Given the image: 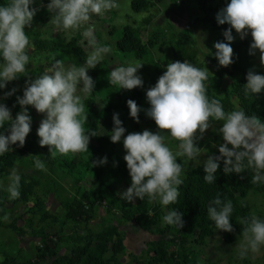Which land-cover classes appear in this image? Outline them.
Wrapping results in <instances>:
<instances>
[{
	"label": "clouds",
	"instance_id": "9594fccd",
	"mask_svg": "<svg viewBox=\"0 0 264 264\" xmlns=\"http://www.w3.org/2000/svg\"><path fill=\"white\" fill-rule=\"evenodd\" d=\"M36 0H7L0 5V89L8 82L21 76L27 77L23 96H17L21 111L13 118L11 110L0 103V129L7 125L8 134L0 133V155L13 149V145L24 147L26 138L32 130V117L29 107L43 115L37 129L41 147L47 146L53 158L57 154L85 153L89 150L90 139L97 133L86 131L88 115L81 94L87 96L93 92L96 81L89 75V69L97 68L112 48L98 44L94 36V26L90 25L92 17L103 16L113 9H119L117 0H50L47 10L52 14L51 22L64 31L79 32L88 41L92 51L88 54L85 65L66 66L56 60L42 75L33 76L28 72L30 64L29 51L31 41L26 28H32L39 8L34 7ZM41 0V7H43ZM218 24L230 25L223 33L228 41L214 43L215 58L219 66L229 67L235 61L232 42L235 40L233 29L241 39L249 33L252 37L250 54L259 53V61L264 66V0H230L226 7L216 14ZM87 26V27H86ZM144 63L128 62L127 66L114 67L108 75L110 85L118 90H133L144 87V80L139 74ZM244 85L245 95L260 94L264 91V75L250 69ZM209 79L207 69L195 67L188 61L176 60L166 65V71L158 78L154 86L146 91L150 107L142 109L135 100L129 99L127 105L130 116L140 121V112L153 119L157 131L145 129L142 132H128L123 126L119 113L113 114L114 127L110 138L113 143L123 142L126 151L124 160L131 177V185L122 191L121 199L134 202L136 198L153 204L157 201L163 206L178 202L179 186L183 183L184 162L196 161L202 149L199 141L214 122H223L218 132L222 134L223 143L218 145L219 155H207L204 161V180L212 184L223 161V172L242 174L251 171V183L264 182V122L255 114L247 115L243 110L226 112L219 99L209 98L206 81ZM17 89L4 93V98L12 96ZM178 141L177 151H173L166 141L169 137ZM231 145V147H229ZM186 158V159H185ZM93 167L107 163V156L93 160ZM35 168L46 171V166L39 158ZM243 179V176H241ZM9 199L20 197V176L12 172L7 186ZM234 207L231 200L227 202L217 194L208 206L207 213L216 229L234 232L231 215ZM151 215V209L148 213ZM7 219V217H5ZM167 225L183 228V213L177 209L163 216ZM238 223L243 226L244 243L240 245V257L249 251L255 254L264 246V220L255 213L241 218Z\"/></svg>",
	"mask_w": 264,
	"mask_h": 264
},
{
	"label": "rangeland",
	"instance_id": "374dc122",
	"mask_svg": "<svg viewBox=\"0 0 264 264\" xmlns=\"http://www.w3.org/2000/svg\"><path fill=\"white\" fill-rule=\"evenodd\" d=\"M130 1L117 0L119 9H113L102 17L94 15L90 21V25L94 26V36L98 44L110 46L112 52L104 56L107 64L99 73L93 74L89 70V75L96 81V86L91 94L87 96L81 94L86 113L90 109L101 110L102 100L108 94H113L115 97L125 96L122 102H117L111 117L102 119L99 124V133L107 138L110 161L93 167L90 157L95 154L97 148L94 137L90 139L87 152L69 154V156L57 154L53 158L47 146H40V137L37 135V129L44 117L34 107H29L32 130L26 138L24 147H19L18 144L13 145V148H21L23 154L18 156L11 166L3 164L0 167V220L3 222V225H0V263L4 257H7L11 264H54L59 257L68 254L69 248L74 243L71 239L74 232L96 233L105 226L113 224L117 225L119 235L127 246L128 252L126 255H117L110 264H163L153 257L151 250L154 249L157 241L163 240L169 243L177 236L175 226L165 224L163 218H159L156 223L146 227H140L127 219L125 215L127 208L133 202L122 200L120 193L130 187L131 179L114 174L117 166L125 161L126 151L122 140L119 143L111 141L110 133L114 127L113 114L119 113L123 126L127 130L125 135L128 132H142L145 129L157 131L155 121L147 117L144 111L140 112L144 120L137 123L130 116L127 101L132 99L142 109L149 108L146 91L155 85L160 76L155 67L165 72L168 63L176 60L183 62L190 52L195 53L198 68L207 69L210 77L218 78L219 73H224L214 55L216 52L214 43L220 36V32L204 20L206 14L202 5L203 0H147L148 5L139 12L131 9ZM220 1L225 4L230 2V0H209L206 6H215ZM49 2L42 0L44 6L41 7V0H36L33 6L39 8V11L34 18L32 28H26L31 41V49L28 53L31 62L28 65V72L33 78L42 75L56 60L63 61L66 66H85L66 45L69 38H74L87 56L92 51L87 39L82 35L83 29L79 32L64 31L51 22L52 14L46 7ZM125 25H130L133 33L143 43L153 42L149 58L138 60L117 50L116 34ZM234 37L235 40L232 42L234 51L250 47L252 42L250 33L245 41L238 40L235 34ZM136 61L144 63L143 68L139 70L144 80L141 97L128 95L126 90H118L117 87L110 85L108 80V75L114 67L127 66L128 62ZM253 69L264 74V66L260 64L258 52ZM230 82L229 78H224L222 86L214 94L223 98L225 92H229L231 101L236 106L237 101L231 93ZM25 86L26 80L14 82L10 85V90L16 88L14 95L21 96ZM206 86L208 88V84ZM262 92L264 95V91ZM262 99L264 100V96ZM0 103L4 104L1 95ZM21 110L20 108L18 113ZM222 123L214 122L213 129H208L204 138L199 141L202 149V154L198 158L199 163L196 161L185 163L184 159L178 158V162L184 167L182 176L188 166L204 163L207 155H219L218 145L223 143V138L218 129ZM85 128L86 131H90L88 122ZM162 135L169 137L166 143L173 151L179 150L178 141L172 140L166 132ZM37 158L45 163L46 171L35 168ZM71 169L85 172L86 175L83 176ZM13 171L19 176L29 174L41 178L37 195L44 201L43 207L36 209L33 206L34 198L26 201L9 199L6 189ZM73 200L82 205L81 215L68 218L67 211ZM244 200L249 204L250 212L264 220V193L250 190ZM153 204L158 205L165 215L171 211L169 205L163 206L159 201ZM13 221L18 227L25 229L26 233H17L6 226ZM28 227L33 229L44 227L46 237L32 235ZM212 229L211 235L196 231L186 243V248L198 254L197 264H241L243 258L240 257L239 252L240 245L244 243L242 231L234 233L232 240L226 242L223 238L226 231L216 229L214 223ZM43 243L55 249L56 255L40 254L37 248ZM174 244L172 245L175 251ZM110 255L111 253L108 252L107 256ZM244 258L247 259L248 264H264V246H261L258 253L253 254L249 251Z\"/></svg>",
	"mask_w": 264,
	"mask_h": 264
},
{
	"label": "trees",
	"instance_id": "16d2710c",
	"mask_svg": "<svg viewBox=\"0 0 264 264\" xmlns=\"http://www.w3.org/2000/svg\"><path fill=\"white\" fill-rule=\"evenodd\" d=\"M207 1L209 0L202 1L206 14L204 20L209 22L214 29L220 32V36L217 38L216 42H227L223 33L230 27V25L227 23L222 25L218 24L216 19V14L220 9L226 7V4L225 2L220 1L215 6H206ZM6 2L7 0H0V5L5 4ZM147 5V0L130 1V7L135 12H139ZM110 30L112 31V27ZM234 34L240 41H245L248 37L247 36L246 38L241 39L235 32V29H233V35ZM66 45H68L80 63L85 65L87 54L77 44L76 40L74 38H69L66 41ZM115 46L121 53L130 55L138 60H145L150 57L153 42L147 41L146 43H143L142 40L133 33L132 27L130 25H125L121 31L116 34ZM234 53L235 55L233 59L235 62L229 67L221 66L224 73H219L218 78L215 76H209V79L205 82L208 84L207 95L210 99H219L224 107V110H227L228 112L233 110H243L247 115H257L262 122H264V100L262 99V96H264L263 92L254 95L249 94L247 96L244 93V85L247 83V73L250 69H253L256 54H250V47H244L243 49L234 51ZM185 58L186 61L197 67L194 52L188 53ZM2 63L3 61L0 59V64ZM106 64V59H103L101 63L97 65V68L89 70L91 73L97 74L106 66ZM155 69L160 73V76L164 73L159 67H155ZM255 71L264 75L261 71ZM226 77L231 81L230 88L231 93L236 98V106H234L231 101L229 92L226 91L223 98H219L214 94V92L219 90L222 86L223 80ZM26 79L27 77L21 76L14 81L8 82L6 88L0 89V95L2 96L4 104L11 110L13 118H15L21 106L17 103V96L13 94L10 97L4 98V93L10 91V85L14 82L25 81ZM126 91L128 95L136 97H141L143 95V89L139 87ZM124 98L125 96L115 97L113 94H108L102 100L101 110L90 109L87 112L89 129L90 131L94 130L97 133V136H93L97 142V148L95 154H92L90 157L92 161L102 159L105 156H107V162L110 161L109 154L107 152V138L99 133V124L102 119L111 117L114 107L117 106V102H122ZM139 115L140 120H144L143 115ZM3 132L4 134H8L7 125L5 126V129H0V133ZM167 134L170 135L169 133ZM22 154L23 150L19 147L10 149L7 153L0 155V167L3 164L11 166L15 159ZM220 165V169L216 173V181L212 184H209L204 180V175H206L203 168L204 163L196 166H188L186 168L185 174L181 177L183 183L179 186L180 195L178 197V202L176 204L169 205L171 210L177 209L183 213L185 225L182 229L175 226V230L177 232L176 238L171 239L169 243L159 240L156 242L154 249L151 250L153 257L163 262V264H197L198 254L186 248V243L193 237L196 231H201L205 235L212 234V226L214 222L208 217L207 209L210 202L216 198L217 194H219L220 198L225 202H227V200H231L234 207L230 218L235 231L231 233L226 232L223 235L224 240L226 242H230L234 233L241 232L243 230V226L240 225L238 221L241 218L249 217L252 214L250 212V206L244 198L250 190L264 193V182L252 184L250 182L252 176L250 170L242 174L232 173L231 175H227L223 172V161L220 162ZM73 172L79 173L83 176L86 175L85 172H80L78 170ZM114 174L117 176L123 175L131 179L126 161L117 166ZM241 176H243V179H241ZM40 186L41 178L31 176L29 174H21V194L18 199H15V201H26L34 198L33 206L36 209L43 207L44 201L37 195L38 188ZM149 209H151L150 216L147 214ZM81 210L82 205L73 200V203L67 211L66 217H78L81 215ZM125 215L128 220L133 221L138 226L146 227L149 224L156 223L157 220L159 218H163L165 214L158 205L148 204L146 197L144 200L136 198L135 201L127 208ZM0 225H3L1 220ZM6 226L17 233H26V230L18 227L15 221L7 224ZM28 228L30 229V233L32 235L40 238L46 237L47 233L44 227H40L38 229H33L31 227ZM71 239L74 243L69 248L68 254L59 257L56 261H54V264H110V262L117 255H126L128 252L127 246L119 235L117 225L113 224L105 226L101 231L96 233L90 231L83 234L74 232L71 235ZM172 244L176 245L175 251ZM37 250L42 255H56V250L51 248L47 243H43L41 247L37 248ZM108 252L111 253L110 256H107ZM0 264L11 263L7 257H4ZM241 264H248L247 259L243 258Z\"/></svg>",
	"mask_w": 264,
	"mask_h": 264
}]
</instances>
